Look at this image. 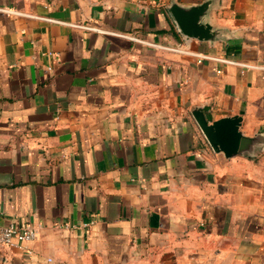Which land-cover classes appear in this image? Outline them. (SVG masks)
<instances>
[{"label":"crops","instance_id":"obj_1","mask_svg":"<svg viewBox=\"0 0 264 264\" xmlns=\"http://www.w3.org/2000/svg\"><path fill=\"white\" fill-rule=\"evenodd\" d=\"M174 4L203 5L211 36ZM204 108L241 115L237 152L212 148ZM13 221L38 232L0 264H264V0H0Z\"/></svg>","mask_w":264,"mask_h":264},{"label":"water","instance_id":"obj_2","mask_svg":"<svg viewBox=\"0 0 264 264\" xmlns=\"http://www.w3.org/2000/svg\"><path fill=\"white\" fill-rule=\"evenodd\" d=\"M170 11L179 29L185 35L194 36L198 39L211 36L208 32L210 25L207 22H201L199 19L203 5L192 6L185 11L179 5L174 4L170 7ZM203 110L206 109L195 110L193 115L212 148L222 150L225 155L237 152L242 139V133L239 130L241 115L233 114L211 119V115Z\"/></svg>","mask_w":264,"mask_h":264},{"label":"built area","instance_id":"obj_3","mask_svg":"<svg viewBox=\"0 0 264 264\" xmlns=\"http://www.w3.org/2000/svg\"><path fill=\"white\" fill-rule=\"evenodd\" d=\"M89 28L99 30L93 26H88ZM224 61H231L228 59H222ZM87 223H83L86 225ZM38 232V226L29 223L17 224L16 222H10L5 226L0 227V244L10 245L14 242V239H20L24 241H30L34 239Z\"/></svg>","mask_w":264,"mask_h":264}]
</instances>
